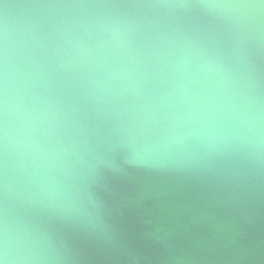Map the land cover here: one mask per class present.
Wrapping results in <instances>:
<instances>
[{"label":"water","instance_id":"water-1","mask_svg":"<svg viewBox=\"0 0 264 264\" xmlns=\"http://www.w3.org/2000/svg\"><path fill=\"white\" fill-rule=\"evenodd\" d=\"M8 264H264V0H0Z\"/></svg>","mask_w":264,"mask_h":264},{"label":"clouds","instance_id":"clouds-1","mask_svg":"<svg viewBox=\"0 0 264 264\" xmlns=\"http://www.w3.org/2000/svg\"><path fill=\"white\" fill-rule=\"evenodd\" d=\"M0 264H8L6 241L0 246Z\"/></svg>","mask_w":264,"mask_h":264}]
</instances>
